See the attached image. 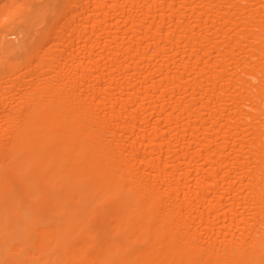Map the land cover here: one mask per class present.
Here are the masks:
<instances>
[{
    "label": "bare ground",
    "instance_id": "6f19581e",
    "mask_svg": "<svg viewBox=\"0 0 264 264\" xmlns=\"http://www.w3.org/2000/svg\"><path fill=\"white\" fill-rule=\"evenodd\" d=\"M15 3L0 264H264V0Z\"/></svg>",
    "mask_w": 264,
    "mask_h": 264
},
{
    "label": "rangeland",
    "instance_id": "374dc122",
    "mask_svg": "<svg viewBox=\"0 0 264 264\" xmlns=\"http://www.w3.org/2000/svg\"><path fill=\"white\" fill-rule=\"evenodd\" d=\"M15 1H16L15 7H19L21 5V0H15ZM11 41L16 42L17 40L16 38H11Z\"/></svg>",
    "mask_w": 264,
    "mask_h": 264
}]
</instances>
